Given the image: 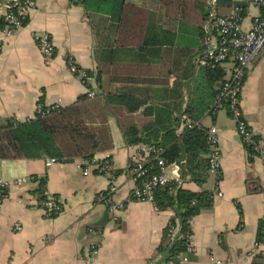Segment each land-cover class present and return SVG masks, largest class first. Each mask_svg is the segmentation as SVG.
<instances>
[{
    "label": "crops",
    "instance_id": "crops-1",
    "mask_svg": "<svg viewBox=\"0 0 264 264\" xmlns=\"http://www.w3.org/2000/svg\"><path fill=\"white\" fill-rule=\"evenodd\" d=\"M127 1L134 9L142 7V0ZM201 1L210 6L208 0ZM169 9L168 5L156 10L152 6L144 7L146 22L157 25L162 43L166 29L171 28ZM233 10L232 4L231 7H220L219 11L228 15ZM259 12L258 7L247 4L246 27ZM174 23L178 29L181 24L191 28L199 24L180 22V19ZM201 27L203 31V25ZM44 33H48L54 43L51 60L43 56L38 46L37 37ZM176 35L179 49L192 44L194 54L200 50L198 35L182 32ZM164 44L162 49H169L170 44ZM97 47L92 19L82 3L37 0L26 25L13 37L0 42V118L24 121L35 115L39 103L46 106L59 103L65 107L77 101L88 88L70 71V57L90 72L91 90L96 94L102 92L95 80ZM180 54H167L154 66L163 67L164 74L167 70L163 61H166V67L170 66V60H178ZM182 60L190 62V56H182ZM108 65L112 71L105 74L104 82L109 74L141 75L138 64L131 62L123 49H119L116 62ZM145 71L147 73L146 68ZM166 79L169 80L168 87L175 80L170 76ZM180 85L183 104L174 115L183 114L190 104L194 113L202 115L197 121L218 127L222 153L220 173L211 175L207 163L206 181L202 185L183 174L185 160L168 168L171 180L177 181L179 187L212 192L211 205L191 219L188 241L195 250L188 264H215L212 256L224 259L228 264H256L257 257L251 256L250 251L260 239L264 223V163L249 155L238 134L236 121L228 111L204 112L214 99L212 83L202 67L190 63L187 73L180 76ZM117 86L121 87L120 82L114 85ZM218 86L216 83V89ZM241 106L254 134L264 142V52L248 71ZM147 119L137 112L124 120L139 125ZM125 121L118 120L117 115L110 119L114 146L97 152L93 158L111 161L117 172L112 183L108 175L94 167L85 174L84 169L88 166L79 168L78 164H84V161L78 158H73V162L58 161L51 166L46 165V159H0V177L13 181L0 206V264H167L159 255L158 247L175 214L173 209L160 211L153 202L131 201L125 209L112 212L107 202L98 197L106 190L110 200L122 201L128 197L135 186L132 163L136 157H143V152H148L143 144L126 143ZM180 130L179 127L177 131ZM207 152L208 145L207 151L201 154L206 161ZM44 177L47 179L45 190L63 201V211L53 218L46 217L41 205L44 191H38L39 179ZM24 178L27 180L23 181ZM15 180L19 182L15 183ZM17 225L21 229H17ZM177 231V226L171 227L170 236L174 237ZM94 247L98 251L93 254Z\"/></svg>",
    "mask_w": 264,
    "mask_h": 264
},
{
    "label": "trees",
    "instance_id": "trees-1",
    "mask_svg": "<svg viewBox=\"0 0 264 264\" xmlns=\"http://www.w3.org/2000/svg\"><path fill=\"white\" fill-rule=\"evenodd\" d=\"M233 1V2H232ZM89 12L95 33L98 39L96 59L98 72L95 80L102 92L90 98L88 93L81 95L77 101L69 106H60L47 115L35 114L32 118L20 121L16 118H0V159H48L56 158L63 161L68 158H78L88 166L97 152L111 149L114 146L110 119L117 115L118 120L129 119L132 113L140 112L147 121L142 124H123L124 135L128 145L143 144L148 151L142 155L150 158L153 168L147 175L160 169L154 159L155 150L162 149L161 157L169 166L185 160L183 174L202 185L206 181L207 161L201 157L207 151V130L185 125V117L200 119L201 113L187 106L185 112L175 116L174 112L181 109L183 104L180 76L187 73L190 63L200 66L212 83L213 102L207 104L204 112L215 114L220 109L215 106V96L225 77L222 66L208 68L202 63L204 51L201 25L207 18L210 6L201 0H142V7L134 9L127 0H81ZM243 4L244 14L247 4L236 0H216V7L221 14L220 7H231ZM153 7L155 10L168 5L170 29H166L163 43L157 25L151 26L146 22L144 7ZM199 23L197 27L181 24L178 29L175 21ZM145 28L147 29L145 32ZM201 29V30H200ZM196 34L200 38V50L194 54L192 44L186 48L176 45V34ZM165 43V44H164ZM162 44H170L169 49H162ZM119 49L126 51L131 62L140 67V76H117L108 74V63L116 62ZM180 54L178 60H170L171 65H162L167 72L162 74V68L154 66L163 60L167 54ZM182 56L189 57L185 63ZM152 57V59H150ZM155 59V61H154ZM158 59V61H156ZM106 63V64H105ZM142 63V64H141ZM144 64L146 66H144ZM147 69V73L145 71ZM90 74V72H89ZM150 76V78L141 76ZM174 77L170 83L166 77ZM165 77V78H162ZM120 82L121 87H114ZM91 90L92 85L86 81ZM219 83L216 89L215 84ZM106 84V85H104ZM93 90V89H92ZM142 109V111H141ZM125 119V120H124ZM181 130L178 132V128ZM105 158L103 160H106ZM102 160V159H101ZM109 160V159H108ZM96 171H98L95 168ZM115 175L117 172L115 169ZM37 180V177H34ZM38 191H45L46 177L39 179ZM112 186V185H111ZM108 190L99 193L98 197L107 201L110 199ZM46 197L43 196V199ZM212 202V192H195L179 187L177 181L171 180L168 184L158 186L154 190V203L158 210L173 209L174 216L163 233V240L158 247V253L167 264H178L183 255L188 237L191 234V219ZM57 216L55 214L51 218ZM178 227L174 237L170 236V228ZM264 234V223L261 225L260 238ZM257 263L262 257H257Z\"/></svg>",
    "mask_w": 264,
    "mask_h": 264
},
{
    "label": "built area",
    "instance_id": "built-area-1",
    "mask_svg": "<svg viewBox=\"0 0 264 264\" xmlns=\"http://www.w3.org/2000/svg\"><path fill=\"white\" fill-rule=\"evenodd\" d=\"M79 2L81 0H72ZM210 10L203 24V46L202 63L208 68L217 66L224 67L225 77L215 96V106L217 109L226 110L236 121L237 131L242 142L247 147L251 157H258L264 163V142L254 134L247 120L243 115L241 106V94L248 71L251 70L258 59L264 52V0H236L239 3H249L260 9L257 15H254L249 27L245 26V17L243 4L236 5L232 13L225 15L219 14L216 8V0H208ZM37 0H0V42L16 35L28 22L31 13L36 8ZM38 46L43 56L51 60L54 54V43L48 33L37 37ZM70 71L86 85V81L91 78L86 69L79 67L73 59L69 58ZM88 88V87H87ZM90 98L95 96V91L87 89ZM59 103L46 106L39 103L35 114L42 116L52 112L53 109L59 108ZM32 118V117H30ZM185 125L197 127L198 129L207 130V163L208 171L211 175H218L221 170L222 153L219 146V130L215 124L208 126L202 122L185 117ZM162 149L155 150L154 159H156L159 171L147 175L150 168H153V162L149 161L147 156L136 157L133 161L135 171V186L128 197L122 201L108 199L106 202L112 212L125 209L131 201H149L154 203V190L158 186H163L171 181L168 174L169 166L161 157ZM58 160L50 157L46 160V165L51 166ZM79 168H84L82 163L78 164ZM94 167L99 172L109 176L111 183L116 179L115 167L108 160L93 159V161L84 169L85 174L90 172ZM27 179L24 178L23 181ZM18 183V180L14 181ZM13 181L0 177V206L5 199L6 191L12 185ZM42 208L46 217L51 218L55 214L63 211V201L61 197L44 191ZM17 229L21 226L17 225ZM194 245L188 241L186 249L180 258L178 264H188L190 255L194 252ZM98 249L93 248V254ZM253 257H262V261L256 264H263L264 259V234L257 241L250 251ZM215 264H228L226 260L212 256Z\"/></svg>",
    "mask_w": 264,
    "mask_h": 264
},
{
    "label": "water",
    "instance_id": "water-1",
    "mask_svg": "<svg viewBox=\"0 0 264 264\" xmlns=\"http://www.w3.org/2000/svg\"><path fill=\"white\" fill-rule=\"evenodd\" d=\"M64 161H65V162H73L74 159H73V158H68V159H65Z\"/></svg>",
    "mask_w": 264,
    "mask_h": 264
},
{
    "label": "rangeland",
    "instance_id": "rangeland-1",
    "mask_svg": "<svg viewBox=\"0 0 264 264\" xmlns=\"http://www.w3.org/2000/svg\"><path fill=\"white\" fill-rule=\"evenodd\" d=\"M71 59H73L72 57H70ZM73 61H75L74 59H73ZM111 162V161H110Z\"/></svg>",
    "mask_w": 264,
    "mask_h": 264
}]
</instances>
